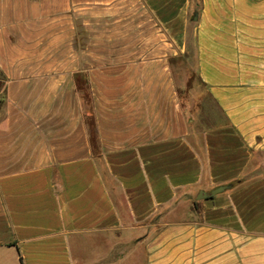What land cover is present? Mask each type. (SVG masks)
<instances>
[{
	"label": "crops",
	"instance_id": "1",
	"mask_svg": "<svg viewBox=\"0 0 264 264\" xmlns=\"http://www.w3.org/2000/svg\"><path fill=\"white\" fill-rule=\"evenodd\" d=\"M0 264H264V0H0Z\"/></svg>",
	"mask_w": 264,
	"mask_h": 264
},
{
	"label": "rangeland",
	"instance_id": "2",
	"mask_svg": "<svg viewBox=\"0 0 264 264\" xmlns=\"http://www.w3.org/2000/svg\"><path fill=\"white\" fill-rule=\"evenodd\" d=\"M191 75V81L194 85V90H193V109L196 112V116L199 118V115L201 116H207L208 118L212 117V116H218L220 114L219 109L215 106V104L210 100L209 97L206 98V96H204V90L201 89L200 86H198V77L195 74V72L193 71V69H191L190 74ZM189 75H186V77H188ZM198 98H200V101L198 100ZM206 98V99H205ZM200 102V103H199ZM196 104H200L201 107H197L195 106ZM220 117V116H219ZM218 122H215L213 120L210 119H206V122H204L205 125H213V124H217ZM204 125V126H205Z\"/></svg>",
	"mask_w": 264,
	"mask_h": 264
},
{
	"label": "water",
	"instance_id": "3",
	"mask_svg": "<svg viewBox=\"0 0 264 264\" xmlns=\"http://www.w3.org/2000/svg\"><path fill=\"white\" fill-rule=\"evenodd\" d=\"M226 188H227L226 185H221V186L217 187L216 189H214V190L211 191V192H203V193L199 196V198H204V197H208V196L214 195V194H216V193H219V192H221V191H224Z\"/></svg>",
	"mask_w": 264,
	"mask_h": 264
},
{
	"label": "trees",
	"instance_id": "4",
	"mask_svg": "<svg viewBox=\"0 0 264 264\" xmlns=\"http://www.w3.org/2000/svg\"><path fill=\"white\" fill-rule=\"evenodd\" d=\"M92 141L93 143H97V132L95 131V129H93L92 131Z\"/></svg>",
	"mask_w": 264,
	"mask_h": 264
}]
</instances>
